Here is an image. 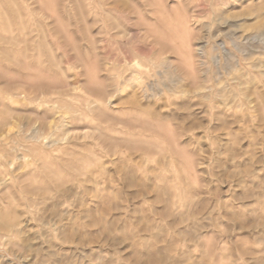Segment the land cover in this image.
<instances>
[{
    "label": "rangeland",
    "instance_id": "obj_1",
    "mask_svg": "<svg viewBox=\"0 0 264 264\" xmlns=\"http://www.w3.org/2000/svg\"><path fill=\"white\" fill-rule=\"evenodd\" d=\"M0 264H264V0H0Z\"/></svg>",
    "mask_w": 264,
    "mask_h": 264
},
{
    "label": "bare ground",
    "instance_id": "obj_2",
    "mask_svg": "<svg viewBox=\"0 0 264 264\" xmlns=\"http://www.w3.org/2000/svg\"><path fill=\"white\" fill-rule=\"evenodd\" d=\"M76 237V236H75ZM64 240H65V238H64ZM66 241V240H65ZM81 241V240H80ZM79 241V242H80ZM67 242H70V241H67ZM79 242H78V244H79ZM73 243V242H72ZM80 243H82V242H80ZM74 244V243H73ZM78 244H76V246L78 245ZM91 244V243H90ZM85 245V244H84ZM92 245V244H91ZM79 246H81V245H79ZM60 249V248H59ZM39 250V249H38ZM75 252V251H74ZM30 254H31V250H30V252H29ZM35 253H37V252H35ZM30 254L28 255V256H30ZM34 254V252L31 254V255H33ZM66 254V253H65ZM37 256H38V254H37ZM59 258V257H58ZM64 258V257H63ZM76 258V257H75ZM69 263H70V260H69ZM75 263V262H74Z\"/></svg>",
    "mask_w": 264,
    "mask_h": 264
}]
</instances>
